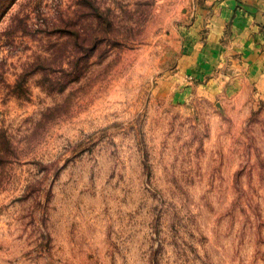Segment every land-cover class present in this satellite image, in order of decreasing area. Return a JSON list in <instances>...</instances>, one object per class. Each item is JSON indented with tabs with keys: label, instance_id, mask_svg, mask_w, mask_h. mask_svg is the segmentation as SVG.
Wrapping results in <instances>:
<instances>
[{
	"label": "rangeland",
	"instance_id": "rangeland-1",
	"mask_svg": "<svg viewBox=\"0 0 264 264\" xmlns=\"http://www.w3.org/2000/svg\"><path fill=\"white\" fill-rule=\"evenodd\" d=\"M188 3L0 0V264H264V81Z\"/></svg>",
	"mask_w": 264,
	"mask_h": 264
},
{
	"label": "crops",
	"instance_id": "crops-1",
	"mask_svg": "<svg viewBox=\"0 0 264 264\" xmlns=\"http://www.w3.org/2000/svg\"><path fill=\"white\" fill-rule=\"evenodd\" d=\"M186 13L193 67L211 75L232 62L249 80L264 81V0H189Z\"/></svg>",
	"mask_w": 264,
	"mask_h": 264
}]
</instances>
